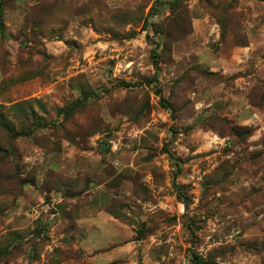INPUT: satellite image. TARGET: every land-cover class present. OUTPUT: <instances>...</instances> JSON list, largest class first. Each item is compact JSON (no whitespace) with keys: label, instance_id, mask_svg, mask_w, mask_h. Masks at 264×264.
Returning a JSON list of instances; mask_svg holds the SVG:
<instances>
[{"label":"rangeland","instance_id":"374dc122","mask_svg":"<svg viewBox=\"0 0 264 264\" xmlns=\"http://www.w3.org/2000/svg\"><path fill=\"white\" fill-rule=\"evenodd\" d=\"M3 20L0 264H264V0H5Z\"/></svg>","mask_w":264,"mask_h":264},{"label":"trees","instance_id":"16d2710c","mask_svg":"<svg viewBox=\"0 0 264 264\" xmlns=\"http://www.w3.org/2000/svg\"><path fill=\"white\" fill-rule=\"evenodd\" d=\"M4 2L5 0H0V25H3V10H4ZM153 11V7H151L150 9V13ZM145 25H146V21H145ZM3 36V34H2ZM157 55L153 54V57H156ZM153 63L157 66V61H153ZM158 92H161V89L158 88L157 89ZM90 93L87 91H81L80 96L75 97L74 99H72L71 101H68L66 104H64L62 107L57 108L56 109V116H71L73 113L81 110L85 105H86V98ZM22 102L29 104V100L25 99L22 100ZM15 103H11V110L12 111H25V109H23V106L21 105V103L17 102L15 105ZM14 105V106H13ZM169 106H171L170 104H168ZM14 107V108H13ZM20 109V110H19ZM19 110V111H18ZM16 112V113H17ZM14 113V114H16ZM31 115H35L34 111H29V116ZM0 127L3 128L9 135V137H16L17 135L21 134V132H18L15 130V128L12 126V122L11 119H9L7 117V115H4V113L2 112L1 109V105H0ZM247 128V127H245ZM232 131H234V128H230ZM25 133H31V129H28L27 131H24ZM174 189L176 190V194L178 195V197L182 200H184V202L187 204L188 201L186 199V194L185 191L181 189V187L179 185L174 184ZM190 264H207V260L204 259L201 255L193 252L192 255V259H190Z\"/></svg>","mask_w":264,"mask_h":264}]
</instances>
